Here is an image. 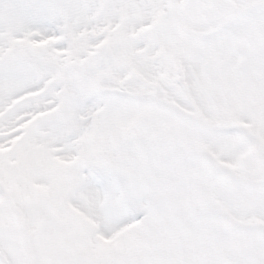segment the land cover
<instances>
[{
	"label": "snow or ice",
	"instance_id": "snow-or-ice-1",
	"mask_svg": "<svg viewBox=\"0 0 264 264\" xmlns=\"http://www.w3.org/2000/svg\"><path fill=\"white\" fill-rule=\"evenodd\" d=\"M0 264H264V0H0Z\"/></svg>",
	"mask_w": 264,
	"mask_h": 264
}]
</instances>
